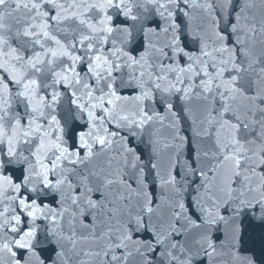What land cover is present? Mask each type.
Segmentation results:
<instances>
[{"label":"snow or ice","instance_id":"snow-or-ice-1","mask_svg":"<svg viewBox=\"0 0 264 264\" xmlns=\"http://www.w3.org/2000/svg\"><path fill=\"white\" fill-rule=\"evenodd\" d=\"M249 214L264 0H0V264H216Z\"/></svg>","mask_w":264,"mask_h":264},{"label":"water","instance_id":"water-1","mask_svg":"<svg viewBox=\"0 0 264 264\" xmlns=\"http://www.w3.org/2000/svg\"><path fill=\"white\" fill-rule=\"evenodd\" d=\"M216 236L217 242L225 238L223 226ZM229 236L233 238L234 253L225 249L224 257L218 258L216 264H225V261L227 264H248L249 260L252 264H264V222L249 214L229 230ZM49 254V251L43 253L44 256Z\"/></svg>","mask_w":264,"mask_h":264}]
</instances>
